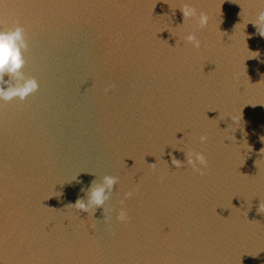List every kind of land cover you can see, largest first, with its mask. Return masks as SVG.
Listing matches in <instances>:
<instances>
[{"label":"water","instance_id":"95a60500","mask_svg":"<svg viewBox=\"0 0 264 264\" xmlns=\"http://www.w3.org/2000/svg\"><path fill=\"white\" fill-rule=\"evenodd\" d=\"M184 2L0 3L39 83L0 106V264H264V37L249 23L264 2L187 0L206 31L183 24ZM180 148L206 155L205 176L172 167ZM106 175L105 211L67 207Z\"/></svg>","mask_w":264,"mask_h":264},{"label":"clouds","instance_id":"9594fccd","mask_svg":"<svg viewBox=\"0 0 264 264\" xmlns=\"http://www.w3.org/2000/svg\"><path fill=\"white\" fill-rule=\"evenodd\" d=\"M262 2H264V0H262ZM0 3H3V0H0ZM178 9L182 12L183 24L187 21L195 20L200 31H206L210 28L212 21L209 15L206 12L198 11L191 5V3L187 2V0H185L183 6ZM249 23L256 27L257 32L261 37H264V11H260L256 15L255 20L250 21ZM182 39L186 44L192 46L195 50H200L203 46V42L195 33L190 32L182 37ZM27 51V34L25 28L20 26L19 22L8 29L0 27V106L11 103L14 100L23 102L39 90L38 81L35 78L25 76L23 71L26 64L25 53ZM253 53L256 54L253 58L259 56V52ZM5 77H8V79H5ZM111 88H114V85L105 88V95L108 94ZM231 118L233 125H237V119L235 117ZM208 139L209 137L207 135H201L199 137V143L201 145L207 144ZM260 139L264 142V136ZM180 149L184 152L182 148ZM184 153L186 155V160L184 162L176 158L173 154L171 163L172 167L182 169L185 165H187L191 168L193 173H196L201 177L205 176L209 167L206 155L203 152L195 150ZM261 154H264V149L261 150ZM155 164L156 163L150 165L155 166ZM118 183V176L106 175L102 178L100 183H97L94 180L85 191L86 198L78 199L74 205L70 204L67 207H72L78 212L83 213H88L89 211L94 213L95 209L100 207H103L105 211L104 206L111 198L113 189L118 185ZM138 191V188H133L123 193V199H120L118 202L120 205L116 215L118 223L128 224L131 222V217L124 205L125 201L133 199L137 195ZM261 209H264V204L262 203L260 204L259 212L264 213Z\"/></svg>","mask_w":264,"mask_h":264}]
</instances>
